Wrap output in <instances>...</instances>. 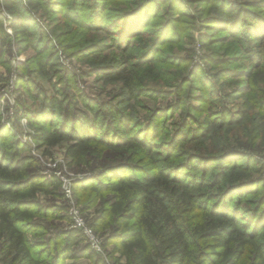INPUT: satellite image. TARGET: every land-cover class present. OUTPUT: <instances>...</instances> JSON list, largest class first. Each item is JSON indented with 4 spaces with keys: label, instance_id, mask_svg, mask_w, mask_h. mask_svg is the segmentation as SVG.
Masks as SVG:
<instances>
[{
    "label": "trees",
    "instance_id": "obj_1",
    "mask_svg": "<svg viewBox=\"0 0 264 264\" xmlns=\"http://www.w3.org/2000/svg\"><path fill=\"white\" fill-rule=\"evenodd\" d=\"M4 1L6 10L18 22L15 39L21 51H40L46 36L31 28V24L27 26L28 18L32 24L37 23L32 18V0L28 3L23 0ZM70 1L73 7L70 6L72 10L67 11V16L78 20L83 31L104 30L111 35L109 46L96 40L77 44L75 47L81 49L75 55H97L98 51L106 54L93 72L105 81L123 84L128 96L120 105L125 106L128 100L135 101L136 96L149 89L145 74L154 69L161 59L155 51L164 46L181 44L190 29L198 30L201 25L210 26L208 30L217 33L218 30L212 29L220 27L224 32L219 41L208 39L206 34L201 36V40H208L204 42L209 48L224 44L226 48L222 49L227 50L230 49L229 43L233 42L240 51L235 59L215 60L212 56H204L208 64L214 68L232 63L249 64L248 68L235 71L243 73L245 82L238 92L227 97L228 101L244 99L238 115H232L226 106L217 115L203 111L206 102L217 103L213 98L217 95L209 97L208 93L200 91L202 96L196 100L200 106L195 105L192 92L198 90L196 86L200 87L196 85L190 89L184 107L186 118H180L171 133L162 132L158 115L163 110L142 120L139 132L135 130L129 136L122 135L123 126L114 124L122 119L125 126L127 123L132 125L136 122L133 116L127 114L126 109L116 110L108 103L100 102L98 107L90 110L91 114L83 112V115H75L71 112L70 102L66 110L58 115L54 107L60 106V100L53 99L38 113L40 116L29 113V120L41 131L39 139L45 145L70 144L66 153L70 167H91L92 179L77 185L85 211L95 207L94 200L85 199L86 195H95L101 201L97 216L87 219L92 230L102 239V247L108 251L109 246H114L112 254L120 257L115 264H264V219L260 220L256 218L258 215L252 214L244 216V224H240L234 219L235 209L230 208L228 202L237 190L248 189L251 196H257L261 192L257 185H264V162L259 179H243L250 171L251 162L256 161L253 160L255 155L247 153L244 148L264 156V126L257 130V136L252 129L255 122L264 123V0H254L251 4L241 0H87L86 12L82 6L85 0ZM109 1L121 4L133 2L118 6L115 15L109 16L112 10ZM191 4H200L201 10L192 12L188 8ZM50 6L53 11L60 9L58 4L51 3ZM51 8L47 12L53 13ZM165 12L170 14V18L160 22L161 13ZM154 21H157V30H150ZM70 34L67 30L65 36ZM144 38L147 40L140 48V54H135L131 62L132 56L125 52L129 51L134 40ZM8 40L10 37L1 21L0 52ZM44 49L48 46L45 45ZM113 49L116 50L112 53ZM195 54V49L187 58L173 54L172 67L180 69L181 73L162 71L166 76H175L172 80L176 82L175 102L180 107L184 102V90L190 82L182 74L188 75L190 70L183 67L187 63L194 64ZM37 66L40 73L46 75L47 61L39 62ZM226 66L223 73L227 74L221 73L217 78L223 75L233 77L230 73L233 70H228ZM198 69L203 76L199 72L194 78L189 76L205 86L208 78L201 67ZM237 94H241L240 98ZM219 103L226 105L222 97ZM190 111L206 115L196 118L191 116ZM121 112V117L116 118V114ZM104 117H110L112 122H99ZM190 117L198 127L196 130L187 129ZM55 118H58L59 129H50ZM46 119L49 123L45 125ZM228 126L230 128L223 131L220 138L211 140L214 132ZM5 131L0 123V241L4 246L1 263L38 264L40 259L44 264H66L68 259L86 255L93 260L90 264H108L102 254L92 250L81 230L59 233L48 243L42 242L48 228L37 219L51 215L46 213L48 210L45 209L49 208L43 207L39 197L41 194H59L62 182L32 173L31 169H38L36 161L21 156L22 148L18 142L4 143ZM243 132H247L248 136H242ZM161 136L167 141L163 145L151 143L152 137L157 140ZM153 146L163 153L160 159L150 157L149 149ZM237 154L244 155L242 164L230 161ZM111 157L119 158L110 160ZM139 157H142L139 160L141 164L136 162ZM104 192L109 193V198L103 196ZM62 238L65 239L64 250H60L61 245L57 246ZM54 241L56 246H52ZM84 243L78 257L71 254L74 247ZM40 247H43V252L34 254ZM107 256L111 258L109 252Z\"/></svg>",
    "mask_w": 264,
    "mask_h": 264
},
{
    "label": "rangeland",
    "instance_id": "obj_2",
    "mask_svg": "<svg viewBox=\"0 0 264 264\" xmlns=\"http://www.w3.org/2000/svg\"><path fill=\"white\" fill-rule=\"evenodd\" d=\"M186 1L197 2L198 0ZM252 1L254 0H241L242 3L247 4H251ZM259 1L260 0H257V2ZM23 2L28 3V0H23ZM82 2V6L86 12L87 0ZM109 2L112 7L109 16H112L118 6L130 4L133 1H127L124 4H121V2ZM51 3L55 5L58 4L60 9L58 10L56 8V10L53 11L50 6ZM4 4L5 1L0 0V22L2 21V25L6 31V34L10 37V40L7 41L4 50L0 52V56L2 58H0V123L6 129V138L4 143L14 144L15 142H18L22 148L21 156L23 158H28L29 160H35L37 163L38 169H31L32 173H39L48 180L54 178L59 179V176H57L58 174L60 175V178H65V180H67V188L72 190L70 197L66 195V191L63 186H61V192L57 195H40L39 198L43 204V207L49 208L45 210H48L50 213H48V211H46V213L51 215L50 217L37 219L38 222L48 228L45 231V234L47 233V235H45L44 238L42 237L44 240L42 241L43 243H48V240L51 239V237L55 238L59 233H67L77 230L73 227V223L69 215L70 208L72 207L77 208L82 212L81 218H84L86 226L90 227L87 218L91 220L97 216L101 206V201L95 197V195H86L85 199L94 200L95 207L89 211L84 210V201L80 196L81 192L78 189L79 185L77 184L80 182V185H83L81 182L92 179L91 175L93 171L91 167H70L66 157L67 148L70 144L68 142H63L54 147L45 145L43 141L39 139L41 131L37 126L31 124L29 120V113H36L38 116H40L38 113H40L44 106L49 104V102L53 99L60 100V106L54 107L57 110L56 113L58 115L62 111L66 110L70 102L72 104L71 112L75 113V115L76 113L80 115L83 112L91 114L90 110H92L94 107H98L100 102L102 104L108 103V105L113 106L116 110L126 109L127 114L130 113L134 120L136 122L138 121V124L134 121L135 123L132 125L127 123L128 126H125L123 123L124 121L120 119L114 124L117 127L123 126L121 131L122 135L129 136L131 133H135V130H138L139 132L142 120L151 118L158 110H163V112H160V115H158L163 129L162 132L171 133L172 131H175L177 124L180 122V118L183 116L186 118L187 113H185L184 107L187 103L190 89L196 85H199L200 87L196 86L198 90L192 92V94L195 96L193 97V102L195 105L200 106L199 101H196L202 96L200 91L208 93L209 97L217 95L213 97L216 99V104L214 102H206V104L203 106V111L207 112L208 114H220L222 107L224 108L225 106L232 115H238L242 109L244 99L240 98L241 94H237L240 99L235 101H228L227 97L235 94V92H238L241 88L240 86L245 82L244 76L242 75L243 73H236L235 71L248 68L247 66L249 64L247 62L232 63L227 64V66L222 65L219 68H214L212 64H208V62L204 60V56H212L215 60L235 59L240 54L236 43H229L230 49L226 50L222 49L226 46L224 44H219L209 48L204 42L208 40L200 39L202 35L206 34L210 40H221L220 36L224 32L220 29V27H214L215 29H212L218 30V33L208 30L211 27L207 25H201L198 30L190 29L189 35H185L183 37L181 44H175L169 47L164 46L160 50L158 49L155 51V54H157L158 58L161 59L154 69H151L145 74V80L149 86V89L143 91L145 92L144 94L141 93L140 96H136L135 101L128 100V103H126L127 105L125 104L124 106L119 104L128 96L123 84L121 82L105 81L101 79L95 72H93V68L100 66L99 62H101L103 55L106 56V54L102 51H98L99 53L97 55H75L77 50L81 49L80 47L75 46L77 44H84L85 41L93 42L96 40L95 42H100L102 45L109 46L111 43L110 34H107V32L104 30L103 32L83 31L78 20H72L67 16V11L72 10L70 7L72 6V2L70 0H32L31 12H33L34 15L32 18L37 23L36 25L32 24L31 19L28 18L27 26L31 24V28L36 30L38 33H41V35L44 34L47 40L44 41V45H42L40 51L36 52V49H29L23 52L21 51V47L19 46L17 39H15V27L17 26L18 22L15 17L6 10ZM48 8H51L53 13L47 12ZM188 8H190V10L194 13L201 10L200 4H191V6ZM163 10L164 9H162V12ZM160 16L162 19L160 22H165V20L170 18V14L168 12L161 13ZM155 22L157 21H154L150 25V30H157L155 29L157 26ZM186 23L190 24L191 22L186 21ZM37 25L40 27H37ZM183 26L184 25H182V27ZM211 26L213 27V25ZM67 30L71 32L69 36H65ZM146 40L147 38L142 40H134L129 51L125 52L132 56L131 62L134 61L135 54H140V48L143 46ZM45 45L48 46V49H44ZM205 47L207 49H204ZM193 49H195L196 52L194 55V64L192 65L187 63V65H184L185 67L183 68H188L190 70L189 74L191 78H194V76L198 75V72L200 76H203L201 70L198 69V67H201L204 72V76L208 78V81L205 86L200 85V80L191 79L189 74L187 75L186 73H182L183 75L187 76V80H190V82H188L184 90V102L180 107V104L175 102V99L177 98L175 95L176 91L174 90L176 82L172 81L175 76H166L162 73V71L171 70V74L181 73L180 69H175L172 67V60L174 59L173 54H175V56H179V58H187L191 56ZM115 50L116 49H113L112 53L115 52ZM43 60L47 61V66L44 71L46 75L41 74L40 69L37 66V64ZM225 66L228 68V70H233V72H230L233 77L223 75L222 77L217 78V76L221 73L227 74V72L223 73ZM193 70L196 71H194V74L191 75ZM51 75L52 77L49 78ZM221 97L224 98V103L226 105L219 103L221 101ZM191 113V116H195L196 118H203L206 115L204 113L198 114L190 111V114ZM116 115V118H120L122 112L117 113ZM192 117L189 118V125L187 127L188 130H196L198 128L192 120ZM54 120L55 122L50 125V129H59V125L56 123L58 118H55ZM100 121L112 122V119L110 117H104L100 119L99 122ZM48 123L49 121L46 119L45 125ZM263 126L264 123L261 122H255L252 125L255 136L258 134L257 130L260 128L263 129ZM228 128L230 127L228 126L223 128L222 131L214 132L210 136L211 140H213L215 137L220 138V135H222L223 131ZM242 136L246 137L248 136V133L243 132ZM165 139V137L161 136L157 140H153L152 137L150 141L151 143L157 142V145L159 144V146H161L164 142H167L164 141ZM261 142L262 139L260 143ZM149 150H151V152H149L151 158L160 159L162 157L161 154L163 153L156 149V147L153 146V149ZM244 150L246 152L248 151L247 153L254 154L255 156H253V160L256 161L251 162L252 165L250 164L249 166L250 171L243 179H259L260 176H262L260 175V172L261 167L263 166L264 156H258V154L250 148H244ZM149 155H147V157ZM116 158L119 157H111L110 160H115ZM141 158L142 157L136 159L138 164H141L139 163ZM146 158L144 160H146ZM243 158L244 155L237 154L230 158V161L232 160L233 162H236V164H242L241 160ZM246 162H248V160ZM258 188L261 192L257 196H251L248 189H245V191L237 190V193L235 192V194L233 193L231 196L233 197L232 200H228L230 204L229 207L235 209L234 219L240 224H244V216L247 217L252 214L258 215L256 218L260 220L264 219V185L263 187L261 184L257 185V189ZM102 194L103 196L109 198V193L104 192ZM241 194L242 198H239ZM54 207H57V209L54 210ZM63 208H66V211H63ZM82 209L86 213L83 212ZM52 212L54 213L52 214ZM37 242L40 243L41 241ZM64 242L65 239L62 238L59 242H57L58 245L54 241L55 245L52 246L61 245L60 250H64ZM83 246H85V243L77 245L73 248L71 254H74L76 257H78V252L80 248H83ZM42 248L43 247L37 248L36 251H34V254L37 252L39 255L41 252H43ZM113 248L114 246H109L107 251L102 247V251L98 252L99 254L103 255L108 264H115V261L117 262V259L120 258L119 255L112 254ZM3 249V241H0V264H2L1 260L3 257ZM108 252L111 255L110 259L107 256ZM41 258L43 257L41 256ZM91 262H93V260L87 258L86 255L82 258L66 260V264H90ZM38 264L44 263L39 259Z\"/></svg>",
    "mask_w": 264,
    "mask_h": 264
},
{
    "label": "built area",
    "instance_id": "obj_3",
    "mask_svg": "<svg viewBox=\"0 0 264 264\" xmlns=\"http://www.w3.org/2000/svg\"><path fill=\"white\" fill-rule=\"evenodd\" d=\"M57 176H59V179L62 182V186L63 188H65L66 191V195L68 197L71 196L72 190L67 188V180H65V178H60V175L57 174ZM81 214L82 212L77 209V208H70V212L69 215L71 217L72 223H73V227L77 230H81L83 231L84 235L87 237L90 246L93 250L97 251V252H101L102 251V242L101 239L96 235V233L92 230L91 227L86 226L85 222H84V218H81Z\"/></svg>",
    "mask_w": 264,
    "mask_h": 264
}]
</instances>
